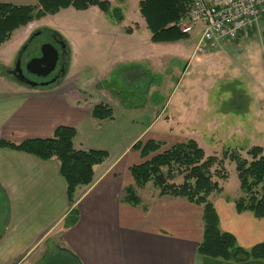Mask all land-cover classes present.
<instances>
[{
    "label": "crops",
    "instance_id": "1",
    "mask_svg": "<svg viewBox=\"0 0 264 264\" xmlns=\"http://www.w3.org/2000/svg\"><path fill=\"white\" fill-rule=\"evenodd\" d=\"M0 3L36 6L37 0ZM108 29L104 35L116 55L105 57L103 72L86 68L71 74L70 53L66 75L54 86L27 87L8 73L17 85L0 77V140L48 139L58 127L67 126L77 131L76 150L109 153L95 168L93 182L79 188L75 202L70 203L57 160L0 149V264H264L198 254L202 209L184 198L161 196L157 188L150 191L147 186L138 190L140 205L123 202L126 187L133 185L130 168L142 162L133 146L151 135L173 94L165 103L146 102L143 109H126L121 101L116 107L107 92L112 91L117 71L141 62L152 67L155 62L147 54L128 55L132 59L122 62L126 53L117 48L119 40L134 38L140 27ZM148 71L144 69L145 74ZM100 103L113 108V121L92 119V110ZM212 201L221 230L232 234L240 247L251 249L264 243V218L239 212L236 196L220 195ZM74 209L77 215L71 218Z\"/></svg>",
    "mask_w": 264,
    "mask_h": 264
},
{
    "label": "rangeland",
    "instance_id": "2",
    "mask_svg": "<svg viewBox=\"0 0 264 264\" xmlns=\"http://www.w3.org/2000/svg\"><path fill=\"white\" fill-rule=\"evenodd\" d=\"M109 1L112 8L120 10L122 20L116 16L115 19L107 17L97 7L86 11L71 7L17 30L0 47V77L6 76L9 83H16L7 76V71L15 66L30 34L42 27L57 32L68 43L71 74L86 68L97 74L105 71V57L116 55V51L108 47L109 40L104 35L105 31H110L108 27H140L134 38L119 40L117 48L126 53V56L122 55V62L132 59L127 58L128 55L147 54L152 56L155 64L151 67L152 64L141 62L143 65L131 64L125 71L119 69L108 95L116 107V103L122 102L130 109L151 103L154 93L167 97H161L163 103L173 94L162 120L153 127L150 136L141 140L154 138L163 144V150L177 142L195 140L207 157L215 156L220 160L227 152L229 158L222 160L223 167L216 165L213 168V174L214 170H219L220 174L227 175V179L214 176L223 191L212 195L211 199L220 195L236 196V200L242 197L236 163L230 155L237 154L250 162L252 157L248 151L254 147L264 149V15L253 31L241 33L234 42H223L222 50L195 55L198 32L180 42L154 43L140 13V0ZM150 67L151 72L148 71ZM144 69L148 75H142ZM152 79L156 84L150 94L152 85L147 84ZM30 91L26 89L27 96ZM176 183L181 185L182 177ZM131 184L134 185V181ZM147 186L150 191L156 189L153 184ZM257 190H261V186Z\"/></svg>",
    "mask_w": 264,
    "mask_h": 264
},
{
    "label": "trees",
    "instance_id": "3",
    "mask_svg": "<svg viewBox=\"0 0 264 264\" xmlns=\"http://www.w3.org/2000/svg\"><path fill=\"white\" fill-rule=\"evenodd\" d=\"M139 5L140 13L152 33V42L176 43L189 37L175 27V23L185 16L190 8L188 0H141ZM71 7L78 11L97 7L112 19H115V16L118 18L120 13V10L112 8L109 0H37L36 6L0 3V47L7 43L17 30ZM122 18L119 17L120 20ZM127 32L130 33V30ZM137 67L139 66H132ZM128 69L125 68L124 71ZM155 84L156 80L152 79L147 86ZM150 100L153 104L159 101L161 104L164 101L159 93H154ZM146 104L145 102L135 106L140 108L132 109H143L141 107ZM91 116L99 122L115 119L113 108L105 103L96 105ZM76 135L75 128L60 126L55 130L53 137L48 139L26 140L21 143L0 140V149L32 154L42 160H57L67 183L68 199L70 203H74L77 190L90 185L93 182L95 168L109 158L106 151L76 150L74 148ZM133 149L140 152L142 162L130 168L134 185L126 187L124 203L140 205L142 200L138 190L153 184L161 196L184 198L202 209L203 238L197 247L198 254L234 263L253 260L264 262V243L251 249L242 248L232 234L223 232L220 228L219 216L211 198L212 195L223 191L214 180V176L227 179V175L220 174L219 170H214L213 174V168L216 165L223 167L224 159L229 158L227 152L223 161L215 156L207 157L204 149L195 140L177 142L169 149L163 150V144L154 138L139 140ZM263 153L262 147L252 148L248 151V155L252 157L250 162L237 154L230 155L232 162L236 163L243 192V196L236 200L237 210L250 211L257 218H264ZM179 177L183 179L181 185L176 183ZM259 186L261 190H257ZM76 215L77 211L74 209L71 218H75Z\"/></svg>",
    "mask_w": 264,
    "mask_h": 264
},
{
    "label": "built area",
    "instance_id": "4",
    "mask_svg": "<svg viewBox=\"0 0 264 264\" xmlns=\"http://www.w3.org/2000/svg\"><path fill=\"white\" fill-rule=\"evenodd\" d=\"M190 8L175 27L184 35L198 32L195 55L222 50L223 42L236 41L253 31L264 15V0H188Z\"/></svg>",
    "mask_w": 264,
    "mask_h": 264
},
{
    "label": "flooded vegetation",
    "instance_id": "5",
    "mask_svg": "<svg viewBox=\"0 0 264 264\" xmlns=\"http://www.w3.org/2000/svg\"><path fill=\"white\" fill-rule=\"evenodd\" d=\"M44 44L52 45L59 53L56 69L47 76L29 73L26 68L27 64L32 59L42 56L41 47ZM24 45V51L21 53L15 66L7 71L12 78L18 81L20 79L24 80L25 83L21 82L24 85H27L26 83L28 82L33 83L36 88L43 87L45 84H48L47 86H54L63 79L62 74L67 71L70 50L65 40L58 33L42 27L32 32ZM19 65L21 66V71H17V66ZM42 71H45V69H42ZM27 87H29V85H27Z\"/></svg>",
    "mask_w": 264,
    "mask_h": 264
},
{
    "label": "water",
    "instance_id": "6",
    "mask_svg": "<svg viewBox=\"0 0 264 264\" xmlns=\"http://www.w3.org/2000/svg\"><path fill=\"white\" fill-rule=\"evenodd\" d=\"M24 48L21 53H23ZM41 54L42 56L40 58H35L29 61L27 64V71L29 73L35 74V75H43L47 76L50 73H52L56 67L59 60V53L58 51L50 44H44L41 47ZM42 69H45V71H42ZM21 71V66H17V71ZM43 72V73H42ZM66 75V72L62 74V78H64ZM20 82H24V80H19ZM29 86L35 87V84L33 83H26ZM48 84H45L44 86L47 87ZM43 86V87H44Z\"/></svg>",
    "mask_w": 264,
    "mask_h": 264
}]
</instances>
